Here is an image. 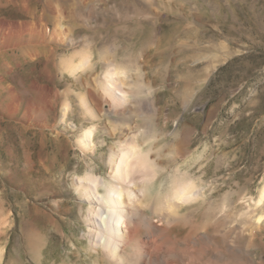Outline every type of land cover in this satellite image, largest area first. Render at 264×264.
<instances>
[{
	"label": "rangeland",
	"instance_id": "374dc122",
	"mask_svg": "<svg viewBox=\"0 0 264 264\" xmlns=\"http://www.w3.org/2000/svg\"><path fill=\"white\" fill-rule=\"evenodd\" d=\"M48 1L66 6L0 0V21L53 29ZM82 12L87 29L53 42V63L6 49L0 32V264H117L77 180L112 185L128 144L146 161L121 182L144 188L125 198L134 264H264V0H87ZM78 53L93 70L72 74ZM110 62L124 101L107 92ZM188 184L199 194L183 204Z\"/></svg>",
	"mask_w": 264,
	"mask_h": 264
},
{
	"label": "bare ground",
	"instance_id": "6f19581e",
	"mask_svg": "<svg viewBox=\"0 0 264 264\" xmlns=\"http://www.w3.org/2000/svg\"><path fill=\"white\" fill-rule=\"evenodd\" d=\"M58 3V7H61L60 2ZM65 4L66 6L63 5L61 8H56L50 1L47 3L48 9L53 15H55L53 18L51 17L53 19V29H50L48 24L43 25V23L41 24L39 21H35L36 19L34 20L35 22H25L20 25L9 23L7 26H3L6 22L0 21V32L7 36V39H5L7 40L6 49L15 50L22 46L24 47L23 49H26L25 52L23 51V57L27 58L28 56H25L26 54L32 57V59L29 58L30 60H34V57H44L47 62L53 63L57 56V50L53 46V42L57 41L60 45H62L69 33L71 34L76 31H78V33H82L85 29H87L86 23L88 21L86 23L84 22L85 19L83 18L84 14L82 12L87 5V0H69V2L66 0ZM78 9H80V11L77 12ZM22 10L25 14L34 15L37 13V8L34 4H25ZM26 37L29 38L27 41L24 39ZM20 56L21 55H19V57ZM75 56L80 58V62L75 64L76 62L73 61L74 66L71 67L72 74H76L80 71L83 72L86 67L93 70V65L90 66V62L92 60L91 54L78 53ZM106 67L108 68V72L105 77L106 80H108L107 92H110L109 94L114 98V100L120 99L124 101L125 93L119 88H116V83H114L113 79L114 74H117V65L111 63L110 65L106 64ZM17 105L18 103L13 100L8 108L13 112L16 111ZM40 107L42 108V106ZM84 108L87 110L90 109L86 101L84 102ZM92 134L93 130L86 132L85 137L92 138ZM125 137L127 138L126 140L129 139L128 135H125ZM128 145V148L124 150L122 154L113 157L111 160L112 185H109V181L91 173H88L85 177L77 180L78 183H80V187L86 193V197L84 199L90 204H93V206H91L88 219L91 224L92 234L96 239V246L103 248L107 254L110 255V257H114L117 264L139 263L141 258L139 251L133 252L132 255H129V253L126 254L125 251L135 246L132 245L133 242L131 243L130 239L128 240L126 238V235L123 233V226L126 223V219L131 217L133 212H135L132 211V207L125 206V198H128L131 204H135L136 199H138L137 202H139L141 200L140 197L144 193V188L138 187V191L134 192L131 189L127 190V188H124L121 182H126L127 179H130V176L137 174V168L145 166L146 161L144 160L145 155L143 156L140 150H137L138 146H130L131 144ZM133 183H136L135 179L133 180ZM102 186L108 190L109 198L100 197L98 194V190ZM198 194L199 192L192 190L191 185L188 184L176 190L175 198L178 202L181 201L185 204V198L195 199ZM159 198L160 197H158L157 200ZM263 200L264 190L261 196V201ZM261 218L263 219V217H260L259 219ZM127 229H129V226H127Z\"/></svg>",
	"mask_w": 264,
	"mask_h": 264
}]
</instances>
